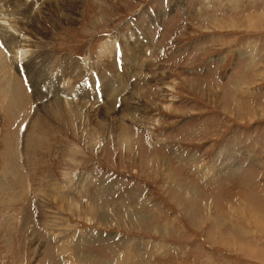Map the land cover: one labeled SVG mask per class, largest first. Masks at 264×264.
<instances>
[{"label":"rangeland","instance_id":"374dc122","mask_svg":"<svg viewBox=\"0 0 264 264\" xmlns=\"http://www.w3.org/2000/svg\"><path fill=\"white\" fill-rule=\"evenodd\" d=\"M46 1L25 9L0 0L1 45L6 18L28 15L30 21L39 8L61 14L78 3L73 24L51 29L41 42L30 40L19 61L27 94L36 84L42 97L31 99L26 118L12 127L19 133L15 153L0 150V264H103L106 258L111 264H264V0H58L53 7ZM136 40L141 49L125 53L120 42ZM106 41L123 50L120 67L114 49L101 57ZM0 50L18 71L12 59L17 49ZM90 70L100 78L102 99L93 88L94 98L80 92L87 87L78 81L87 83ZM50 75L52 83H37L42 77L51 82ZM105 75L114 80L106 82V91L114 89L109 95ZM52 99L59 102L57 116L44 108ZM121 122L133 145L116 142ZM98 127L105 131L91 144ZM223 157L232 166L218 172L227 163ZM118 187L122 196L113 197ZM79 188H88V195L76 194ZM189 191L197 194L188 201ZM121 200L140 208L146 219L140 226L126 227L117 216L108 225L86 217L87 202L112 207ZM78 201L80 208L70 206ZM251 208L259 211L254 223ZM210 210L227 220L218 232L207 222ZM164 223L168 232H155L165 231ZM118 229L127 245L136 240V246L118 242ZM136 251L143 262L123 259Z\"/></svg>","mask_w":264,"mask_h":264},{"label":"bare ground","instance_id":"6f19581e","mask_svg":"<svg viewBox=\"0 0 264 264\" xmlns=\"http://www.w3.org/2000/svg\"><path fill=\"white\" fill-rule=\"evenodd\" d=\"M15 2H18L19 4H21V6H24V8L25 9H28V7H29V5H32L33 7H35L36 5L35 4H37V3H39L38 1L39 0H28V1H30V2H32L33 1V3L32 4H29L28 2H27V0H14ZM49 1V0H48ZM48 1H46V4H47V6H54V5H58L60 2L58 1V0H52L51 2H48ZM66 1V0H65ZM78 1V0H77ZM14 2V3H15ZM48 2V3H47ZM62 2V1H61ZM41 3V2H40ZM63 3V2H62ZM65 3H67V2H65ZM34 4V5H33ZM43 3H41V4H39V6L38 7H40V5H42ZM75 4L76 3H71V4H69L68 6H69V8L71 9V11L69 10L68 12H64V11H62L61 12V14H55L54 12H51L50 14L48 13V14H45V11H44V13H43V11L42 10H40V8H39V10H37V14H36V16H34V17H32L33 19H30V21H29V16L28 15H26V16H23L22 15V17L21 18H15V17H13L14 19L12 20V19H10V18H6V23H4V25H6L7 26V28L5 27V30H7V31H3L2 29H1V31H3L4 32V36H3V38L4 39H1V40H5L4 41V44L3 45H1L0 44V49H17V50H14V53H12V59H15V63L17 62V63H19V61L20 60H23V61H25V57L27 56V53H28V51L30 50H28L27 48H30V40H32L33 39V41L34 40H40L39 42H41V39H42V37H44V35H48L49 34V32H52V30H54V29H57L58 28V26L59 25H63V24H68V25H70V24H73L77 19H76V13L73 11V8H75V10H76V7L78 8V6H75ZM78 4V3H77ZM76 4V5H77ZM13 6V5H12ZM12 6H11V8H12ZM64 6V5H63ZM67 6V7H68ZM3 8V7H2ZM22 8V7H21ZM36 8V7H35ZM47 8V7H46ZM57 8V7H56ZM31 9V8H30ZM45 9V8H44ZM51 9V8H50ZM8 10V9H7ZM49 10V9H48ZM47 10V11H48ZM62 10V9H61ZM15 11V10H14ZM21 11V10H20ZM32 11V10H31ZM42 11V12H41ZM55 11H56V9H55ZM60 11V10H59ZM48 12H50V10L48 11ZM19 13V12H18ZM29 13V12H28ZM35 13V12H34ZM12 14V13H11ZM32 14V13H31ZM8 15V14H7ZM15 15V14H14ZM35 15V14H34ZM11 16V15H10ZM18 16V15H17ZM78 16V15H77ZM8 17V16H7ZM3 18V17H2ZM4 18V19H5ZM1 24V23H0ZM46 24H49V27H46ZM2 25V24H1ZM52 29V30H51ZM145 29V28H144ZM141 30H143V27H142V29ZM49 31V32H48ZM2 32V33H3ZM132 33V32H131ZM138 33H139V31H138ZM16 34V36H14ZM24 34V35H23ZM3 35V34H2ZM20 36H23V37H25V39H22V40H20V39H17V37H20ZM22 37V38H23ZM129 37V36H128ZM131 37V36H130ZM2 38V37H1ZM123 38V37H122ZM44 39V38H43ZM42 39V40H43ZM126 40L128 41V39L126 38ZM123 41H124V39H123ZM21 43V42H24V44L21 46V44H19L18 45V43ZM2 43V42H1ZM104 43V42H103ZM114 43L115 42H113V41H106L104 44H102V46H101V48H100V55H101V57H105V55L108 53V52H110L109 50H112V49H115L116 47H117V45H115V47H114ZM120 43H122V46L124 45V49H126L125 50V53L127 52V50L128 49H141V44H140V42L138 41V40H136L135 42H129V46H126L125 45V43L124 42H120ZM120 45L118 44V47H119ZM121 47V46H120ZM119 47V48H120ZM147 47V46H146ZM20 48V49H19ZM122 48V47H121ZM123 49V48H122ZM138 50V51H139ZM2 50H0V150H2L3 152L5 151V154L7 155L8 154V152H11L12 154H13V152L15 153V149H17V148H14L15 147V145H17L18 144V142H17V140L15 141V138H16V134L18 133V128H15V129H13L12 127H14V126H16V127H18L17 126V121H18V118H20L21 116L23 117V119H25L26 118V114H25V112H24V110L27 108V105H28V103H29V101H32L31 99H33L34 101H36L37 99H39L40 97H42V93H38L37 94V91L36 90H38L37 89V87H36V84H34V85H32V93H31V95L30 94H27V90H25L24 89V87L22 86V81H21V79L20 78H18V71H16L15 70V68L10 64V62H9V58L11 57V55H10V57L9 58H6L7 56H5V53L4 54H2L3 52H1ZM123 51V50H122ZM34 52V51H33ZM32 54V52L30 53V55ZM138 54V53H137ZM9 55V54H8ZM37 55V54H36ZM114 55V54H113ZM128 55H129V53H128ZM131 56L132 57H135V53H132L131 54ZM4 57V58H3ZM36 57V56H35ZM34 57V58H35ZM105 58H108L107 56L105 57ZM104 58V59H105ZM37 59V58H36ZM102 59V58H101ZM133 59V58H132ZM33 60V59H32ZM106 60V59H105ZM104 60V61H105ZM108 60V59H107ZM131 60V59H130ZM23 61H22V63H23ZM132 61V60H131ZM56 62V61H55ZM58 62V61H57ZM61 62H63V61H61ZM106 62V61H105ZM104 62V63H105ZM134 63H135V60L133 61ZM31 63V62H30ZM103 63V64H104ZM107 63V62H106ZM109 63V62H108ZM133 63V64H134ZM57 64V63H56ZM58 64H60V62L58 63ZM67 64V63H66ZM102 64V63H101ZM103 64H102V66H103ZM62 65V64H61ZM105 65V64H104ZM109 65V64H108ZM135 65V64H134ZM59 66V65H58ZM83 66H85V65H83ZM104 67V66H103ZM77 68H78V66H77ZM84 68V67H83ZM105 69H106V66L104 67ZM79 69V68H78ZM14 70H15V72H14ZM51 70V69H50ZM103 72V71H102ZM78 73V72H77ZM32 74H33V72H32ZM82 74V73H81ZM118 74V73H117ZM116 74V75H117ZM125 74H126V72H125ZM80 75V74H79ZM71 76V75H70ZM118 76H119V74H118ZM117 76V77H118ZM41 77V76H40ZM52 76L50 75V77H49V79L51 80V82L50 81H48V80H46V78H38V84H40V83H43V82H49V83H52V78H51ZM80 77V76H79ZM116 77V76H115ZM75 78V77H74ZM67 79V78H66ZM113 80V78L111 77V76H104V81H103V87H104V91H106V82L107 81H112ZM115 80H116V78H114ZM114 81V80H113ZM64 82V81H63ZM101 82V81H100ZM109 83V82H108ZM115 83H117V82H115ZM114 83V84H115ZM54 84V83H53ZM123 84V83H122ZM55 85V84H54ZM112 84H109V86H111ZM114 86V85H113ZM55 87L56 86H54L53 88V90H54V92H55V94H59L60 93V91H57V90H55ZM59 87V86H58ZM115 87V86H114ZM47 88V87H46ZM60 88V87H59ZM110 87H108L107 89L108 90H110L111 91V94H112V92L114 91V89H113V87H111L110 89H109ZM119 89V88H118ZM108 90L106 91L107 92V94L109 95L110 93L108 92ZM116 90V89H115ZM121 90V89H120ZM39 91V90H38ZM44 91V90H43ZM57 91V92H56ZM30 92V91H29ZM65 93V92H64ZM91 93V92H90ZM105 93V92H104ZM116 93H118V92H116ZM245 93V92H244ZM54 94V93H53ZM54 94V95H55ZM66 94V93H65ZM81 94L82 95H89L88 93L87 94H83L82 92H81ZM115 94V93H114ZM113 94V95H114ZM37 95V97L36 98H34L35 96ZM31 96V97H30ZM118 96V95H117ZM54 97V96H53ZM56 97V96H55ZM54 97V98H55ZM77 98V97H76ZM51 99V98H50ZM65 99H66V97H65ZM52 100H54V99H52ZM58 100V99H57ZM66 101V100H65ZM89 101V100H88ZM94 101V100H93ZM97 101V100H96ZM112 101V100H111ZM95 102V101H94ZM57 103H59V102H56L55 100L54 101H50L49 102V106H44V108H46L47 107V109L50 111V113H52V114H54L55 116H56V113H57V111H58V104ZM103 104H105V103H103ZM28 107H30V104H29V106ZM110 108V104H106L105 106H103V108H102V111H101V116H104V115H106V111L108 110ZM30 108H28V110H29ZM91 109V108H90ZM13 110H15L14 112H16V114H14V115H11L12 114V111ZM64 111H66V109L64 110ZM13 112V113H14ZM28 113V112H27ZM111 113H112V111H111ZM6 115H9V117H7ZM100 115V114H99ZM5 116H6V118H5ZM111 116V115H110ZM115 116V115H114ZM21 117V118H22ZM25 117V118H24ZM104 118V117H103ZM118 119H119V117H117ZM118 119L116 120V121H118ZM2 120H4V121H2ZM112 120H113V118H112ZM120 121V120H119ZM122 121V120H121ZM124 121V120H123ZM16 122V123H15ZM21 122V120L19 121V123ZM18 123V124H19ZM92 124V123H91ZM106 124H108L107 122H106ZM106 124H104V125H106ZM114 124H115V122H114ZM101 125V124H100ZM119 125V124H118ZM126 124L124 123V125H123V123L121 122V125H119L118 126V129H120V134L118 135V137H117V143L118 144H122V145H131L132 144V141H133V137H131L130 135H129V133H128V130L124 127ZM44 127H46V125H43ZM109 126H111V129L113 128L114 129V127H113V125L112 124H110ZM120 127V128H119ZM107 128V127H106ZM117 128V127H116ZM109 129V128H108ZM20 130V129H19ZM39 130V129H38ZM104 131H105V128H101V127H98L97 129H95L94 131H93V133H91V135H90V143L91 144H95V142H97V141H95L96 140V138H97V136L98 135H100V134H102V133H104ZM116 131H117V129H116ZM42 132H43V134H47L46 132L47 131H45V130H43L42 129ZM118 133V132H117ZM125 133H126V135H125ZM19 134V133H18ZM18 134H17V136H18ZM41 134V133H40ZM42 135V134H41ZM29 137V136H28ZM27 137V139L25 140V142H24V138H23V147L25 146V149H27V151L26 152H28V150H29V148H30V137L28 138ZM100 137V136H99ZM103 138V137H102ZM112 138V137H111ZM135 138V137H134ZM110 139V138H109ZM137 140V139H136ZM15 142H17V143H15ZM134 142V141H133ZM137 144V143H136ZM133 145V144H132ZM120 146V145H119ZM128 146V147H129ZM121 148H123L122 146H120ZM132 147V146H131ZM130 149V148H129ZM227 151V150H226ZM13 157H15V154H14V156ZM31 157V156H30ZM223 159L224 160H227V163H226V167L224 166L223 168H220V170H219V168H217V170L216 171H218V172H221V171H223V170H225L227 167H230V166H232V164H231V162L230 163H228V159H226L225 157H223ZM222 159V162L224 161ZM17 160V159H16ZM30 161V160H29ZM34 161V160H33ZM16 162V161H15ZM169 163V162H168ZM167 163V164H168ZM15 164H18V163H15ZM170 164V163H169ZM234 164V163H233ZM19 165V164H18ZM171 165V164H170ZM224 165V164H223ZM9 166H10V164H9ZM13 166V165H12ZM17 166V165H16ZM15 166V168L17 169L18 168V166L16 167ZM169 166V165H168ZM171 167V166H170ZM8 168V167H7ZM20 168V167H19ZM18 168V169H19ZM6 168L4 167V170H5ZM214 169H216V168H214ZM230 169V168H229ZM7 170V169H6ZM5 170V171H6ZM8 171H10L9 170V168H8V170H7V172ZM211 171V170H210ZM10 173H12V172H10ZM9 173V174H10ZM22 173V172H21ZM9 174H5V175H8V177H9ZM13 174V173H12ZM170 174H171V172H170ZM17 175V174H16ZM12 176V175H11ZM11 176H10V178H11ZM217 176V175H216ZM7 177V176H6ZM168 178H169V180L171 181V182H173V179H174V176H173V174H171V175H168ZM211 178V177H210ZM19 179H21V178H19ZM85 179V178H84ZM83 180V179H82ZM82 180H81V182H82ZM90 182H92L91 180H90ZM95 182V181H94ZM16 184V183H15ZM83 184V183H82ZM92 184H93V182H92ZM20 185V184H19ZM84 185V184H83ZM91 185V184H90ZM93 185H96V184H93ZM104 186V184H101V186H100V188H102ZM88 187H89V181H88ZM82 188V187H81ZM81 188H79L78 189V191H76V194L78 193V194H82V193H86L85 195H88V188L87 189H82L81 190ZM13 189V188H12ZM15 189V188H14ZM16 190H17V188H16ZM11 192V191H10ZM5 194V193H4ZM21 194V193H20ZM10 195V194H9ZM11 197L13 196V195H10ZM83 196V195H82ZM81 196V197H82ZM20 197V196H19ZM86 197V196H85ZM89 198V196L87 197V199ZM89 201V200H88ZM86 205H89L87 208H86V210H87V216L86 217H93V218H95V219H98L99 218V212H98V210H100L101 211V206H103L104 205V203H102V205H97V204H93L91 201H90V203H86ZM85 205V206H86ZM70 206L71 207H74V206H76V207H78V208H80L79 207V201H78V204H76V202H73V203H70ZM105 206V205H104ZM106 207V206H105ZM252 210L250 211V214L252 215H254V214H256L257 212H259V211H257L256 209H253V208H251ZM79 210V209H78ZM129 210H131L130 208H129ZM133 210V209H132ZM135 210V209H134ZM257 211V212H256ZM92 213V214H91ZM127 214H128V210H127ZM137 214V213H136ZM144 214V213H143ZM142 214V215H143ZM134 215V214H133ZM133 215H131V216H133ZM141 215V214H140ZM220 215V214H219ZM252 215V218L254 217ZM221 217V216H220ZM138 218V217H137ZM143 218V217H142ZM145 218V217H144ZM213 218H214V216L212 217V220H213ZM255 218V217H254ZM215 219V218H214ZM130 220V219H129ZM132 220H134V219H132ZM131 220V221H132ZM136 220V219H135ZM140 220V219H139ZM142 220V219H141ZM140 220V221H141ZM144 220H146V219H144ZM215 220H218L217 222L219 223V219H215ZM223 221V220H222ZM216 222V224L218 225V223ZM254 222H255V220H254ZM108 223V222H107ZM137 223V222H136ZM140 223V222H139ZM143 223V222H142ZM214 223H215V221H214ZM260 223H262V222H260ZM138 224V223H137ZM213 224V223H212ZM220 225V224H219ZM223 225V224H222ZM252 225H254L255 226V224H252ZM138 226V225H137ZM140 226V225H139ZM224 226V225H223ZM143 227V226H142ZM217 227V226H216ZM219 227V226H218ZM259 227V226H258ZM240 228V227H239ZM239 228H236L237 230H239ZM157 229V228H156ZM218 229V228H217ZM220 229V228H219ZM248 232V231H247ZM244 237V236H243ZM130 254V253H129ZM132 254L133 253H131L130 255L132 256ZM135 254V253H134ZM84 258V260H86V262L88 263V258H86L85 256L83 257ZM90 258H91V260H93V258L90 256ZM80 259V258H79ZM105 260V259H104ZM81 261V260H80ZM141 261V260H140ZM92 262V261H91ZM148 262V261H147ZM107 263V262H106ZM90 264V263H89ZM104 264V263H103Z\"/></svg>","mask_w":264,"mask_h":264},{"label":"crops","instance_id":"0c3cea01","mask_svg":"<svg viewBox=\"0 0 264 264\" xmlns=\"http://www.w3.org/2000/svg\"><path fill=\"white\" fill-rule=\"evenodd\" d=\"M58 114L56 113V116H57ZM132 183V182H131ZM130 183V184H131ZM116 185H118V184H116ZM133 185V184H132ZM111 187H112V185H111ZM115 191V193L113 194V197H121L122 195H121V189H120V187H118V189H116V190H114ZM119 191V192H118ZM147 192V191H146ZM124 193H125V191H124ZM115 194H117V195H115ZM196 194H197V192L195 193L194 191H189V192H185V200L187 199L188 201H189V199L191 198V199H193L195 196H196ZM143 196L144 197H146V195L143 193ZM179 196H181V195H179ZM181 198H183L182 196H181ZM143 200V199H142ZM175 200V199H174ZM248 201V200H247ZM119 202H120V200H119ZM116 203L117 204V206H112V207H110V205H108L107 203H104V205L106 206H101V211L100 210H98V212H99V221L102 223V224H104V225H108V223L107 222H110V220H112L110 217H112V216H115V218H116V216H117V219L119 218L121 221H124L125 223H126V227H129V225H132V223L134 222V223H138V225H141V221L142 220H144V218L142 219V217H141V212L139 213V207H137L136 205H134L133 207H130V205H127V206H125V203H123L122 202V200H121V202H122V204L121 203ZM174 202H177V201H174ZM107 204V205H106ZM126 204H128V203H126ZM178 204V203H177ZM250 204V203H249ZM249 204L247 205V208H248V211H249ZM206 205H207V203L205 204V209H206ZM177 206V208H178V205H176ZM213 206V204L211 205V207ZM123 207H124V212H123ZM121 208V213H120V211H119V209ZM129 208L131 209V210H129ZM138 208V209H137ZM133 209V210H132ZM135 209V210H134ZM232 209V208H231ZM127 210H128V214H127ZM241 210H243L244 211V209H243V207H241ZM211 211V210H210ZM108 212L109 213H111V214H108ZM137 213V214H136ZM151 213V212H150ZM211 213H212V211H211ZM214 213V214H213ZM212 213V215L214 216V218L215 219H219V223L217 222L218 220H215L214 218H213V220H211V219H209V220H207V222H209L210 221V223H213V225H214V227H216V228H214L217 232L219 231V228L220 227H223V225L227 222V220L225 219V217L222 215V213L219 215V214H216L215 212H213ZM115 214V215H114ZM117 214V215H116ZM134 214V215H133ZM138 214L140 215V220H139V218H137L138 217ZM111 215V216H110ZM131 215H133V216H131ZM136 215H137V217H136ZM221 216V217H220ZM118 219V220H119ZM130 219V220H129ZM132 219H134V220H132ZM136 219V220H135ZM119 220V221H120ZM126 220V221H125ZM132 220V221H131ZM223 220V221H222ZM252 221H253V223H254V217L251 219ZM119 221H118V223H119ZM205 221H206V219H202L201 220V225H203L204 226V224H205ZM214 221H215V223H214ZM113 222L114 223H117L116 221H114L113 220ZM140 222V223H139ZM167 222V221H166ZM216 222L218 223V225L216 224ZM229 223H230V221H229ZM220 224V225H219ZM223 224V225H222ZM111 225V224H110ZM113 226H117L116 224H112ZM135 225V224H134ZM230 225H234L233 223H230ZM163 227H164V230L165 231H160L158 228L156 229L155 228V232H161L162 234H166L168 231V228L170 227V225H167L166 223H164L163 225H162ZM219 226V227H218ZM133 227V226H132ZM138 227V226H137ZM139 228H141V227H139ZM144 228V227H143ZM143 228H141V229H143ZM218 228V229H217ZM235 229L236 228H239V227H234ZM128 229V228H127ZM239 229H241V228H239ZM138 230V229H137ZM150 230L152 231V232H154L153 231V229L152 228H150ZM118 231L119 232H117V234H119V238H118V242H120V241H124V239L122 240V238H121V231H122V229H118ZM237 232H240L239 230H237ZM123 234V233H122ZM117 235L115 236V239H117ZM120 240V241H119ZM127 240L125 239V241H124V243L126 242ZM136 243H137V241L135 240V241H132L131 243H129L128 245L129 246H136ZM162 243H160V245H161ZM122 245V244H121ZM125 245H127L126 243H125ZM127 245V246H128ZM160 245L159 246H157L156 248H155V253L156 254H158L160 251H161V248H160ZM113 252V251H112ZM112 252H110V253H112ZM141 251H136L135 252V254H134V252H132L133 254H132V256L130 255V254H126V255H129V256H126L125 254H122V255H124V258L123 259H125V260H137V261H140L141 260V262H143V258H142V256H139V255H142V253H140ZM154 253V252H153ZM144 255H146V257L148 256V257H150V255H151V252L149 253V254H147L146 252L144 253ZM164 255V254H163ZM160 256H162V255H160ZM94 260V259H93ZM92 260V261H93ZM102 261H104V264H105V262H107V264H111L110 263V260H108L107 258L105 259V260H102Z\"/></svg>","mask_w":264,"mask_h":264}]
</instances>
